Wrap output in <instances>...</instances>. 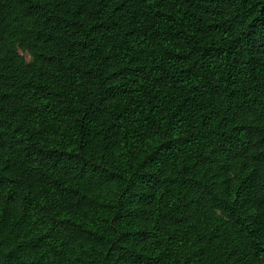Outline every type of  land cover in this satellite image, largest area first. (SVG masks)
<instances>
[{"label": "trees", "instance_id": "obj_1", "mask_svg": "<svg viewBox=\"0 0 264 264\" xmlns=\"http://www.w3.org/2000/svg\"><path fill=\"white\" fill-rule=\"evenodd\" d=\"M0 264H264V0H0Z\"/></svg>", "mask_w": 264, "mask_h": 264}]
</instances>
